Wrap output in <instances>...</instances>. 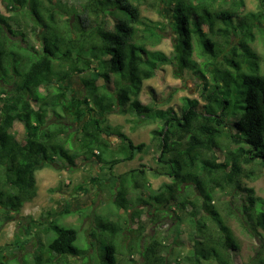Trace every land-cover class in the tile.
Here are the masks:
<instances>
[{
  "label": "trees",
  "instance_id": "16d2710c",
  "mask_svg": "<svg viewBox=\"0 0 264 264\" xmlns=\"http://www.w3.org/2000/svg\"><path fill=\"white\" fill-rule=\"evenodd\" d=\"M140 1L3 0L9 13L0 5V214L13 218L36 197V172L48 165L74 167L84 158L112 170L143 152L145 142L135 143L100 115L125 112L126 106L142 116L155 110L140 98L143 83L159 65L173 61L179 74L191 69L202 79L206 102L185 98L181 114L164 110L166 120L152 129L161 153L160 168L153 172L172 180L150 190L147 198L136 197V203L152 207L153 222L171 218L168 230L186 220L192 247L180 256L174 244L153 237L135 246L141 255L135 261L121 258L112 240L103 264H232V251L240 246L222 211L236 216L240 206L222 196L217 200L221 209L216 193L241 195L246 224L264 232V197L243 181L258 177L256 167L264 168V66L252 46L257 33L264 40V0H258L259 10L247 12L245 0H169L177 33L173 56L148 47L161 42L163 27L141 15ZM28 31L37 45L29 42ZM196 46L202 62L193 58ZM76 74H87V93L71 97L65 81ZM99 79L104 82L98 84ZM66 119L79 125L77 138ZM16 121L23 123V140L14 133ZM109 137L121 140L118 152ZM140 174L145 171L133 168L117 176L118 210L130 209L127 179L132 175L129 186L137 189ZM92 181L100 184V176ZM190 184L199 191L193 199L181 195ZM141 213L139 208L132 212ZM131 218L112 224L113 232L124 235ZM51 227L56 237L47 243L49 258L37 255L35 264H75L69 255L84 256L82 264H89L77 245V228L56 220ZM246 264H264L262 246Z\"/></svg>",
  "mask_w": 264,
  "mask_h": 264
},
{
  "label": "rangeland",
  "instance_id": "374dc122",
  "mask_svg": "<svg viewBox=\"0 0 264 264\" xmlns=\"http://www.w3.org/2000/svg\"><path fill=\"white\" fill-rule=\"evenodd\" d=\"M71 1L81 2L83 0ZM168 1L141 0L139 9L143 17L159 21L163 27V29L159 28L163 34L161 42L156 45H148V47L162 50L173 56L177 33L174 30L172 11L168 6ZM259 3L258 0H245L242 10L244 12L257 11ZM0 5L3 12L8 14L3 0H0ZM109 19L113 21L110 16ZM21 23L26 24L25 21H21ZM204 28L208 30L207 26ZM28 33L29 42L37 45L36 35L31 34V31ZM262 37V34L257 33V40L252 43V46L261 56V64L264 66V40ZM193 58L198 62L204 60L199 56L197 46L194 49ZM87 74H76L67 78L65 84L72 89L69 92L71 97L87 93L83 83V78ZM103 82V79L98 80V84ZM203 85L202 79L193 70L185 69L182 74H179L175 62L162 63L156 70L155 76L144 81L140 95L142 102L150 104L155 110H151L143 116L132 111L128 106L125 107V112H120L118 109L109 113L102 112L103 115L100 116L105 118L106 123L119 126L135 143L145 142L144 151L138 152L135 158L130 161L116 163L112 170H109L105 163H100L96 159L86 160L84 158H79L74 167L67 163L62 162L63 165H60L56 162L38 170L36 172V197L25 202L21 211L13 218L0 214V264L3 262L35 264V258L39 255L43 256V261L47 260L50 255L46 250L47 243L56 237L55 229L48 228L49 222L52 220L78 229L77 245L82 250L81 252H86V257L89 256V259L86 258L89 264L104 263L105 246L112 240L118 244L121 258L130 257L135 261H141V255L137 251L139 248L135 246L140 242V247H142L148 244L153 237L159 238L167 245L174 244V251L180 253V256H185L192 247L186 220L177 229L168 230L171 218L166 217L160 222L151 221L149 214L154 210L145 203L137 205L136 197L147 198L150 190L158 189L163 183H171L172 179L168 175L153 172V168H160L157 160L161 153L159 144L152 138V129L164 122L163 117L166 120L168 113L164 110L173 108L176 113L181 114L182 108L186 104L185 98H197L200 105L205 104L206 100L202 95ZM66 122L71 125L70 131L74 132L75 138H77L80 132L79 125L72 119H66ZM14 133L20 140H23L24 127L21 121H16ZM108 140L111 147L118 152L121 140L118 137H109ZM218 152L223 156V151L218 149ZM123 154L125 155L124 151ZM123 154L117 153L118 158H122ZM133 168L143 169L145 175L138 176L140 183L137 189L129 186V181L132 182V175L128 177L127 185L131 194L129 197L132 198L130 209L126 207V210H118L114 203L117 192L116 185L119 181L117 176ZM255 173L258 177L253 179L245 177L243 181L246 185L253 187L258 196L264 197V168L256 167ZM95 176H100V184L93 183L92 178ZM190 185L187 189L182 190L181 195L184 194L193 199L196 198L199 191L194 185ZM222 194H224L222 191L216 193V204L221 209L222 205L220 206V201L217 200L222 196L224 198L231 197V200L241 209L243 203L241 195L225 196ZM137 208L142 209L140 217L132 214ZM240 209L236 216H228L224 209L222 211V215L225 216L227 224L240 246L237 251H232V264L250 262L261 246L264 251V232L260 229L254 230L247 225L244 219L245 215ZM116 212L119 215L114 214ZM127 216L129 219L132 217L129 223L130 229L128 227L124 235L119 232L114 233L112 224H117V221L124 223ZM69 259L75 264H82L84 256L75 258L69 255ZM134 260L132 264H135ZM180 262L187 264L185 261ZM173 264L176 263L173 262Z\"/></svg>",
  "mask_w": 264,
  "mask_h": 264
}]
</instances>
